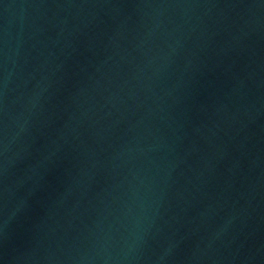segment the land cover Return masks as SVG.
Masks as SVG:
<instances>
[{
  "label": "water",
  "instance_id": "water-1",
  "mask_svg": "<svg viewBox=\"0 0 264 264\" xmlns=\"http://www.w3.org/2000/svg\"><path fill=\"white\" fill-rule=\"evenodd\" d=\"M42 264H264V0H38Z\"/></svg>",
  "mask_w": 264,
  "mask_h": 264
}]
</instances>
